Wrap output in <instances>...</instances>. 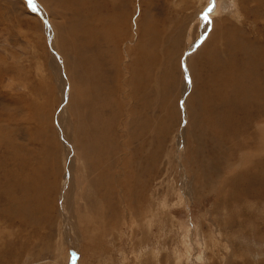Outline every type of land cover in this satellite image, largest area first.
I'll use <instances>...</instances> for the list:
<instances>
[{
    "label": "rangeland",
    "instance_id": "374dc122",
    "mask_svg": "<svg viewBox=\"0 0 264 264\" xmlns=\"http://www.w3.org/2000/svg\"><path fill=\"white\" fill-rule=\"evenodd\" d=\"M89 4L0 0V264H264V119L259 135H237L240 155L226 143L214 154L195 130L191 94L196 54L210 53L211 39L216 68L229 56L225 30L264 46V0H115L120 24L101 54L85 41L89 15L84 22L80 14ZM147 27L162 31L164 49L157 71L135 81L144 88L138 100L130 64ZM97 116L115 139L106 140L104 160L88 162L80 143L91 145L85 126ZM126 160L139 171L125 169ZM101 166L111 168L109 181L99 179Z\"/></svg>",
    "mask_w": 264,
    "mask_h": 264
},
{
    "label": "bare ground",
    "instance_id": "6f19581e",
    "mask_svg": "<svg viewBox=\"0 0 264 264\" xmlns=\"http://www.w3.org/2000/svg\"><path fill=\"white\" fill-rule=\"evenodd\" d=\"M114 1L115 0H90L89 6L86 7L83 10V13L80 14V16H81L80 18H81V20H84V22H85V17L89 15V20H87L85 23H87V25L90 29L89 28L86 29L87 31H86L85 35H87V36H86L85 41H86L87 45L93 44L94 45L93 50H95V52L98 54H101V53L106 51L107 48L105 46H107L113 40L111 29H113V27L115 28V26H118L117 24H120V23H117L118 16L116 15V13L112 9V7H113L112 5L114 4ZM83 25H85V24H83ZM228 25H229V22L227 24H225L224 26H228ZM146 30L147 31L149 30V31L147 33L142 32V37H139L140 41L138 43V46H141L142 48H140V50H138L139 52H137L138 53L137 55L135 54V52H132V54H134V56L132 55V62L130 64V69L132 71V76H131L130 81L133 83L134 86H135L136 80L143 81V72H145V71H152V72L157 71L156 69L159 65L158 64L159 60H156V58L161 59V56L158 57L155 55L156 54L158 55L160 50L164 49V48H162V45H163L165 36H162L163 35L162 31L160 29H157L154 27H147ZM154 32H157L158 36H153V35H156ZM122 35H124V34H122ZM218 35H219V33H217V36ZM80 36H81V34H80ZM215 36L216 35H213V37H215ZM240 36H242V41H241V39L237 40L239 37L238 38L236 36L234 37L231 35L230 31L225 30L222 38L228 39V41L231 44V47L226 52V54L229 53L228 54L229 56L227 57L228 60L223 61L222 65L221 66L219 65L220 68H216L217 63L212 61L213 57L216 56L215 52H217V49L219 46V45L218 46L214 45V42H212L213 39H211V41H210V43L213 45L212 51L210 53H208L206 47H203L196 54V61H197L198 66H199V71H198V78H197V74H196V77H194L195 78L194 85L197 84L198 91L196 92V90H195V92L191 93L193 95V97H194V93L197 94V96L195 97V102L197 103L196 109L198 110V112L196 111V114L194 117L195 124L197 125L195 130H197V132H198V128H199L202 132L205 133L206 136L201 135V138H203L202 136H204L206 139L209 140V143H206V145L209 146V151L210 150L215 151V152H213L214 154H216L218 152L217 147H220L221 143H226L227 144V147H226L227 153H229V151L235 153L236 148H239L237 151H238V154L240 155L241 154L240 151L242 150V144L240 142V135L238 137L239 140L237 139V135L240 134V132H243L246 136H254L255 137L256 135H259L258 133H259L260 127L258 126V122L260 121L261 118L264 119V115H263L264 107L259 106L260 96H259V92H258V89L261 88V87H258L259 81L260 80L264 81V46L261 43H256L255 41L251 42L249 40H246L245 35L240 34ZM77 38H78V36H77ZM77 40H81V39H77ZM77 40L75 39V41H77ZM81 46H83V45H81ZM73 48L75 49V46ZM79 48L80 47L78 46L77 49H79ZM83 48H84V46H83ZM145 49L148 51H149V49H150V51H152L154 49L153 50L154 54L150 56L148 54L149 52L147 53V51ZM83 51H88V49L83 50ZM79 52H81V51H79ZM74 54H75V52H74ZM79 55H81V54H79ZM83 57H85V56H83ZM90 57H92V56H90ZM77 58H78V56H77ZM112 58H115V54ZM139 58L141 59L140 63L137 62ZM85 59H86V57H85ZM94 60H95V58H94ZM81 61L84 63L85 72L90 73V69H89L90 66H89L88 61H86V60H81ZM113 61L115 62L114 59H113ZM94 68L95 67H93L92 69H94ZM95 73H93V74L95 75ZM139 73H141V74L139 75ZM231 74L235 77V79L230 78ZM92 76L86 75V77H92ZM161 77H163V76H161ZM96 79H97V77H96ZM151 79H152V77L150 78V80ZM161 83H163L162 79H157L156 81H154V84L156 85L155 88L158 89V86ZM167 83H169V82L167 81ZM262 85H263V83H262ZM137 87L136 86H135V88L132 87V94H133L134 98H136L138 100H140V99L143 100L141 97L144 95V91H142L144 88H137ZM163 90L164 89L159 90V91H157V93L159 92L161 94ZM261 95H263V92ZM92 96H94V93H93V95L88 94V99H87L88 100V102H87L88 106H91V103L93 100ZM107 97H109V96H107ZM111 99H108V100H111ZM102 100H103V102L106 101V99H103V98H102ZM111 101H113V100H111ZM143 102L144 101H142V103L140 102V106H144ZM100 103H102V102L100 101ZM106 103H109V101ZM168 103H169V101H168ZM155 104H157V102ZM163 104H165V103H163ZM98 107H99V105H98ZM99 108H97V109H99ZM203 112L205 115L203 114ZM198 113L200 114V116L197 115ZM130 114H132V113H130ZM168 116H166V117H168ZM192 116H193V114H192ZM112 118H114V117H112ZM112 118L109 119V121H107L105 123L106 126L109 128L113 126V125L111 126V122L114 123L113 121H111V120H113ZM190 119H191V117H190ZM146 122H147V118L144 117L143 118V123H144L143 125L146 126ZM89 126H91V130L89 129ZM242 129H243V131H241ZM85 132L88 133L87 136H89L90 138L89 137L88 138L91 139V141L89 140L91 145L87 146V144H85V142H84L85 141L84 138L81 139L80 144L82 146V152L84 154L83 155L84 159H86L88 162L90 159H95L96 162L100 161V160H104V158L102 156V152H104V154H106L105 146L108 143V142H106V140H114L115 136H111L112 134L109 135V137L106 136V134L104 135L103 120L101 119L100 116L95 117L93 119V121L90 123V125L85 126ZM87 143H89V142H87ZM86 147L87 148L90 147L91 151L87 152ZM223 147H225V146H223ZM201 153H203V151ZM107 155H109V154H107ZM112 155L114 156V153ZM201 156H203V155H201ZM133 158H134V155H133ZM145 158H147V157H145ZM114 159H112V160H114ZM213 159L216 162H218L217 161L218 156L216 158L213 157ZM239 159H240L239 161L242 160V158H239ZM149 160H151V159H149ZM155 160H157V159H155ZM204 161H205V159H204ZM201 164H203V162ZM220 164H217V165H220ZM243 164H244V162H243ZM108 165L111 167V163H108ZM128 165H131V163H129L128 160H126L124 162L125 169L128 168ZM97 166H98V164H97ZM135 166H132V167L129 166L128 171H130L133 174L135 170L139 169V167H135ZM103 167L101 166L102 169L101 168H100V170L98 169L99 170L98 171L99 179L102 181L103 180L109 181V178L112 176L113 172L111 173V171H110L111 168H106V166H103ZM142 168H144V167H142ZM217 170H219V169H217ZM140 172H141V170H140ZM132 174L126 173L125 178H124L125 183H126L128 178H130V179L133 178V177L131 178ZM242 174H244V173H242ZM147 175H148V173H147ZM241 176H243V175H241ZM255 179L257 180L258 178L256 177ZM252 181L254 182V180H252ZM237 182H238V180H237ZM98 183L101 184L102 182H98ZM251 183L252 182L250 181V184ZM251 185L254 187L253 184H251ZM27 186L23 185V190L25 192H26ZM129 188H131V187H129ZM138 189H139V187H138ZM124 191H125L124 196H127L128 192H129L128 187H126V189H124ZM131 191H133V190H131ZM122 192H123V190H122ZM139 192H141V191H139ZM32 194H34L35 196L38 195V193H32ZM138 202H136V203H138ZM112 212H113V210L111 211V213ZM126 212H127V210H126ZM127 215H130V212H129V214L127 213ZM83 216L84 215H82V217ZM134 216L135 215H133V217ZM109 225H111V224H109ZM103 226L104 225L102 224V227ZM81 227H84V226H81ZM90 228L91 227H89L87 225L85 226V231H86L85 234L87 233L86 235H90ZM103 228H105V227H103ZM88 239H90V238L88 237Z\"/></svg>",
    "mask_w": 264,
    "mask_h": 264
},
{
    "label": "snow or ice",
    "instance_id": "6c2138e0",
    "mask_svg": "<svg viewBox=\"0 0 264 264\" xmlns=\"http://www.w3.org/2000/svg\"><path fill=\"white\" fill-rule=\"evenodd\" d=\"M29 3H30V4L34 3V0H29ZM208 11H211V8H209ZM206 22H210V21H207V19H206Z\"/></svg>",
    "mask_w": 264,
    "mask_h": 264
}]
</instances>
